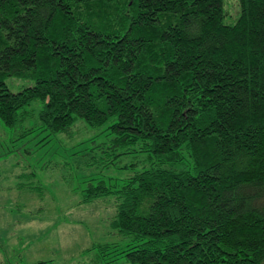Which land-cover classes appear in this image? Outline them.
<instances>
[{
  "label": "trees",
  "instance_id": "1",
  "mask_svg": "<svg viewBox=\"0 0 264 264\" xmlns=\"http://www.w3.org/2000/svg\"><path fill=\"white\" fill-rule=\"evenodd\" d=\"M235 1L226 24L223 0H0V120L39 100L51 133L146 153L82 190L112 196L126 264H264V0Z\"/></svg>",
  "mask_w": 264,
  "mask_h": 264
},
{
  "label": "rangeland",
  "instance_id": "2",
  "mask_svg": "<svg viewBox=\"0 0 264 264\" xmlns=\"http://www.w3.org/2000/svg\"><path fill=\"white\" fill-rule=\"evenodd\" d=\"M223 1V21L233 24L239 4ZM40 108L32 100L14 126L0 120V264H126L121 251L133 236L111 226L112 196L83 201L82 190L87 179L110 183L139 170L146 153L113 157L106 124L81 118L51 133Z\"/></svg>",
  "mask_w": 264,
  "mask_h": 264
}]
</instances>
